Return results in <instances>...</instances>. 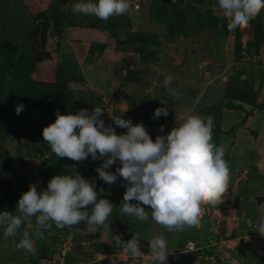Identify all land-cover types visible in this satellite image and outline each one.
Segmentation results:
<instances>
[{"label": "rangeland", "instance_id": "rangeland-1", "mask_svg": "<svg viewBox=\"0 0 264 264\" xmlns=\"http://www.w3.org/2000/svg\"><path fill=\"white\" fill-rule=\"evenodd\" d=\"M59 2H61V5L64 6V13H62V15L59 14V5H56L55 7H52L47 14H51L58 18L64 17L65 23L78 25L87 23L91 17H95L74 14L71 9L72 6L78 2V0H59ZM135 2L136 0H128V11L125 15H119V17L126 16L121 18L122 24L126 23L125 18H129L131 22H133L132 30L128 29L120 33L121 40L126 39L130 33L135 32L144 33L148 39V48H146V53H148L147 56H149L150 59L148 62H141L140 58L142 53L132 50V47L128 49V52H130L128 57L132 58L130 61H132L135 65L129 66V68H133V70L137 68L139 71L138 77L140 76L143 78L141 82L135 86L134 91L131 93L132 100L135 102H129L128 100L115 102L113 99V101L109 102V98H111V91L103 87L100 90L104 91H100L101 95L99 96V100H101V102H94V104L89 105V107L86 106V103L83 104V102H79L77 104L74 103L75 105L72 110L67 108L65 110L60 109V111L64 113H76L81 108L92 111L96 104H98L104 109V116L102 118L104 119L105 124L113 125L118 134H123L127 130L115 126L114 121L110 117V112L116 116H122L123 119H131L133 124L142 122L153 140L158 134H163L160 128L161 125H164V133L171 130L174 125L176 110L178 112L198 114L205 118H208L209 115L211 118H218V122H216V124L214 123V126L216 125L215 127H218V129L224 128L223 130L226 132L222 134L212 133V135L213 139L217 140V145L221 143L225 145L224 158L230 169L227 188L221 195L219 202L222 203V200H224V203L227 204V202L229 203L231 199L235 200L236 190H240V195H246V199L244 201L240 200L239 202L241 210L247 213L249 218H257L259 220V208L256 207V204L253 202L251 197H253V195L264 194V112L259 114L257 113V115L255 114V119L252 124L249 125L251 129H246L249 133L255 129L259 132L258 134H260V137L258 138V135L252 133V137L250 136V138H246L247 136L244 135L246 131H244V133L242 132L243 135L240 134V129H244L245 127V119L242 113L244 111L243 107L236 105V102L230 104L229 106V102H209V97L212 94L210 91L206 92V97H204L201 102H195V99L191 98L192 94L190 93L191 90H189L192 89L191 86L183 85L182 88H180V86H175L176 77L185 78V80L181 79L184 83H186L187 78L192 75L195 76L198 73L210 71V69L215 66V63L216 66H220V64L224 63L222 56L235 54V59L239 60L237 59L236 50V30L231 32L228 31L227 34H224L223 32L221 35L216 34L212 27H207L209 29L201 31L196 30L193 33L184 35L186 38H184L185 42H183L182 46L174 41V39H178V36L182 37L181 35L169 34L170 25L178 26L182 23L178 21L176 22V18L174 19L175 16L171 15L173 18L170 22L167 21V29L166 31H163V21L165 20L162 21L161 19H158L161 18L160 12L164 16L166 12L165 10H167L163 9V7L158 8V3L160 2L161 4L163 1L148 0V3H151L150 7L148 5V10H145L144 8L136 9L134 7ZM153 2L156 5L153 4ZM191 2L194 4V0H191ZM202 2H204L203 6L196 5L195 8L203 11L211 6L218 5V0H203ZM182 4V2L178 1L174 5L177 11ZM156 11L158 12L156 13ZM213 11L215 12V16L221 17V15H223L220 9L214 8ZM184 13L186 18L189 19L188 26L194 25L195 21H197L195 16L198 15V11L192 8H187ZM168 14L169 12L167 13V16ZM113 17H115V15ZM31 20L32 17L30 18V13L25 7H23L21 0H0V26L2 23H6L3 34L12 38L11 45L22 47L21 41L23 36L26 35L25 29L27 30L30 24H32L33 20ZM216 20L220 25H222V19L218 18ZM226 22L228 24V21ZM147 32L156 33L157 37L150 38L149 35H147ZM71 38H67L68 44L71 48L68 49V52L65 55H71L70 53L75 50H77V53L80 55L81 50L85 49L83 48L84 39L80 38L79 40L72 36ZM244 38L245 40L247 39V37L242 34V41ZM126 44L127 42L122 43L116 40V46L119 48L120 45ZM241 54L243 55V53ZM5 59L6 56L0 45V67L6 65ZM220 67L223 69L222 65ZM239 68L240 73L233 82H237L238 85L240 84L244 88L247 82V77L244 78L242 73L245 72L246 65L241 64ZM191 69H193V71ZM166 76L172 77L171 84L164 89L163 87H157L164 85V79ZM223 76L226 75L224 74ZM223 76L221 79H223ZM205 77L206 75L201 76L203 80ZM153 82L157 84L156 87ZM201 88L202 87L199 86V89ZM81 89H83V85H81V87H79V85L73 87L76 94L80 93ZM119 89V95L121 96L124 92L121 85L119 86ZM149 89L151 92L152 90H155L159 93L152 97L149 93H147V90ZM103 98H105V101ZM122 98L125 99V94H123ZM226 106L240 108L236 110L233 108L225 111L224 107ZM158 107H167L169 109V115L167 117L162 115L157 119H153V113ZM40 112L41 115H46L49 111L45 109L44 111L40 110ZM54 118H56V112L54 113ZM18 136V133L16 135H9L5 139H2L0 136V145H3L4 148L10 152L13 164L12 169L6 172L0 181L3 184L5 181L10 183V189L8 185L3 186L16 197V203L22 193L25 192L19 188V176L21 174L25 175L24 177L27 185L26 191L29 189L31 184H35L38 190H43L48 184L44 183L43 180L44 171H48L46 167V160L47 158L56 159L52 151L44 148L42 145L44 144V139L42 138L43 135L37 139H34L33 136ZM26 140L29 141V143L33 142V145L22 144V142H25ZM20 156L26 160L25 165L20 162ZM88 158L94 163V166H99L103 163V158L100 160H92L90 156ZM66 165H69V163L65 162L64 166L66 167ZM118 166L119 162L117 161L116 164L109 166L107 170L115 172ZM77 170L83 177H85L86 170L83 168ZM93 173H95V171H93ZM97 179L92 180L96 186V190L101 196H107V199L113 204V211L107 221L103 225L96 228L97 236L101 235L103 237H109L108 240L101 242L100 246H102L103 249L107 250L112 245L113 247H116L115 242L112 241L113 234L122 235L123 232L126 231H135L139 235L151 238L161 232H164L165 229L151 219L150 209H146V211L149 212V219L146 221H137L133 217L121 215L119 212V205L126 191L124 186L125 182L121 177L118 176L117 181L111 185L106 184L99 177H97ZM202 206H209V204H203ZM202 214L203 213L201 212V219L203 217ZM34 224L35 218L32 219L31 223L26 222L22 224L21 228L18 230L17 236L8 238H5L3 234L4 229L3 227H0V264H47L48 260L46 259L49 255L53 256L52 259L55 258L58 262L63 261V264H77L81 262H89L91 260L90 257H87L86 254L82 252V250H78V252L74 254V256H77L76 258L71 255L74 242L90 240L87 238L86 234L90 233L86 231V225L84 222H81L77 226H73L71 228L65 227L63 229L56 228L53 224V227L50 230H46L44 232L43 238H35V255L27 253L24 250H17L16 244L19 242L22 232L25 230L30 233L34 232ZM204 227L203 223L200 222L195 226H186L185 230L182 232H174V236L172 237L173 240L171 241L172 245H175V243H178L179 241H184L188 237L193 239L199 238L202 241L205 234L203 229ZM246 227L247 226L244 221H241L232 225L231 229L234 230V232H238L241 228H244L243 230H240V233L244 230L250 231ZM251 229L252 231H255L254 227Z\"/></svg>", "mask_w": 264, "mask_h": 264}, {"label": "clouds", "instance_id": "clouds-1", "mask_svg": "<svg viewBox=\"0 0 264 264\" xmlns=\"http://www.w3.org/2000/svg\"><path fill=\"white\" fill-rule=\"evenodd\" d=\"M136 2L140 3L136 9H141L142 0ZM218 6L231 32L247 28L264 10V0H218ZM128 9V0H78L71 10L77 15L107 21ZM171 82L172 77L166 76L164 87ZM23 108L22 103L18 104L16 114ZM162 115H169L167 107L156 108L153 119ZM103 116L104 109L98 105L92 111L81 108L76 113H61L57 109L55 121L43 128L42 135L58 158L74 162H83L89 156L92 160L103 158L96 168L99 178L109 185L118 176L125 182L126 191L119 205L121 215L146 221L149 219L146 209H150L156 224L168 232H182L186 226L199 222L203 204L219 201L227 188L230 169L224 158L225 145L212 140L211 117L176 110L171 130L164 133L161 125L163 134L153 140L142 122L133 124L131 119L110 112L115 126L127 130L118 134L113 125L105 124ZM117 161L116 171H108ZM99 195L95 184L73 165L69 174L54 175L43 190L31 184L20 196L15 212L0 211V227L5 238L15 237L22 224L31 223L34 217L35 231H23L16 248L35 255V238H43L53 224L63 229L84 222L89 233L103 225L113 211V204L107 198H98ZM259 212L258 222L250 227L264 237V204ZM112 241L133 257L140 253L137 235L125 241L121 235L113 234ZM148 247L152 261L168 264L172 251L163 232L151 237Z\"/></svg>", "mask_w": 264, "mask_h": 264}, {"label": "crops", "instance_id": "crops-1", "mask_svg": "<svg viewBox=\"0 0 264 264\" xmlns=\"http://www.w3.org/2000/svg\"><path fill=\"white\" fill-rule=\"evenodd\" d=\"M21 2L23 7L29 11L30 18L32 17L33 20L32 24L25 31L36 61L33 72L34 78L47 82L54 81L59 73L60 61L66 56L65 54L68 52V49L71 48L67 38H71V36L79 40L81 38L84 39L83 48L85 49L81 50L80 55L77 53V50L72 51L70 54L76 59L85 82L69 81L68 87L73 94H76L73 90L74 86L79 85L81 87L83 85L81 92L76 95L82 98L88 107L94 104V102H101L99 96L104 91L100 90L103 87L111 91L109 102L113 100L115 102L124 100L135 102L132 100L131 93L143 78L138 77L139 71L137 68L135 70L129 68V66H135L130 61L132 58L128 57L130 52L123 51L116 46L117 39L115 35L100 27H92L88 22V24L72 25L65 23L64 17L58 18L51 14L40 15L44 12L48 13L56 5H59L58 13L62 15L64 13V6L61 5L62 3L59 0H21ZM142 2L141 8L148 10L151 3H148V0H142ZM212 7L219 9L218 5ZM131 23L132 26L127 28L129 30L133 28V22ZM258 23H261L264 27V10L261 11L259 17L256 19V24ZM166 29L167 22L163 21V31H166ZM124 30L126 29L122 27L119 30V35ZM242 34L247 37L246 40L245 38L243 40V45L247 50H243L240 60L235 59V54L222 56L224 63L220 64V66L222 65L223 69L219 65L216 66L215 63V66L210 71L198 73L195 76L192 75L187 78L186 83L182 81L185 78L176 77L175 86H180V88L183 85L191 86L192 89L189 90H191V98L195 99V102H201L206 97V92L209 91L212 92L209 102H236L235 104L243 107L244 110L242 113L245 119V127L244 129H240V134L246 131L244 133L247 136L246 138L252 137V133L258 135L259 138L260 134H258V131L253 129L250 134L246 129H251L249 125L255 119V114L264 112V38L260 42V45L256 43L255 26L252 23L247 28L242 29ZM181 36H178V39H174V41L183 46V42H185L184 38L186 37ZM93 43L104 44V48L101 51L94 50L95 53H92L91 45ZM248 44L249 48H247ZM241 64L246 65V70L242 73L244 78L247 77L244 88L240 84L238 85L237 82H233L240 73L239 66ZM191 70L193 71V69ZM224 74L226 76H223ZM202 75H206L204 80L201 78ZM222 76L223 79H221ZM153 83L156 87L157 84ZM120 85L123 88L125 99L122 98L123 94L119 95L118 90H120ZM199 86L202 88L199 89ZM157 87L165 88L164 85ZM229 87H234L235 91L233 93L235 94H228ZM147 93L153 97L159 92L155 90L151 92L149 89ZM240 107L226 106L224 109L225 111L233 108L236 110ZM223 129L221 128V134L226 132ZM240 193V190H236L235 200L231 199L227 204L222 200V203L218 201L215 204H209V206H201L203 208V217L201 219L200 215L198 223L202 222L205 226L203 228L205 234L202 241L199 238L193 239L188 237L184 241H179L175 245H172L171 241L173 240L174 232L164 230L163 234L168 242L169 250L172 251L168 256V264H264V237L256 230L252 231L251 228L253 227H250V225L254 226L255 222H258V219L249 218L248 214L241 210L239 202L240 200L244 201L246 195H240ZM251 199L258 208L264 204L263 201V203L258 205L254 197H251ZM241 221H244L247 226L246 228L250 231L244 230L240 233V230L244 228H241L238 232H234L231 229L232 225ZM134 232L126 231L121 236L125 241L131 239L132 235H137L140 238V253L135 257L131 256L122 247H113L112 245L107 250L103 249L100 244L102 241L108 240L109 237L97 236L96 231L86 234L90 240L74 242L71 255L74 256L78 250H82L91 259L89 262L77 264H156V262L151 260V253L148 247L150 238ZM188 241L196 242L199 249L195 252H184ZM74 257L76 258L77 256Z\"/></svg>", "mask_w": 264, "mask_h": 264}, {"label": "trees", "instance_id": "trees-1", "mask_svg": "<svg viewBox=\"0 0 264 264\" xmlns=\"http://www.w3.org/2000/svg\"><path fill=\"white\" fill-rule=\"evenodd\" d=\"M161 1L163 2L161 4L160 2L158 3V8L163 7V9L167 10H165L166 12L164 16L159 11L161 18L158 19L170 22L173 16H175L174 19L176 18V22H182L181 25L178 26L170 25L169 34H178L184 36L188 33H193L196 30L201 31L204 29H209L207 27H212L218 35H221V33L223 32L224 34H227L229 31L226 22L227 19L222 18L223 15H221V17L215 16V12L213 11L214 8L212 6L203 11L195 8L196 5L203 6V0H194V4H192L191 0H189L184 4V6L182 5L181 7H179L178 11L174 7L177 1ZM153 4L155 3L153 2ZM187 8H192L198 11V15L195 16L198 22L195 21L194 25L191 26H188L189 19L186 18V15L184 13ZM157 12L158 11H156V13ZM168 12L169 14L167 16ZM40 15H47V13L44 12ZM122 17L126 16L119 17V15H115V17L112 16L107 21L91 17L88 23L92 25V27H100L101 29L109 31L116 36L117 41H120L122 43L127 42L126 45H120V48L122 50L128 51V49L132 47V50L142 53L140 58L141 62H148L150 60L149 56H147L148 53H146V48H148V39L146 35H144V33H130V35L126 37V39L121 40L119 30L122 27L123 29L128 30L127 28H129V26H132L131 20L129 18H125L127 24H122ZM215 17L216 19L220 18L223 20L222 25L217 22ZM258 17L259 15L250 23L255 26V37L257 39L256 43L260 45V42L264 38V27L261 23L256 24V19ZM5 25L6 23H2V25L0 26V45L3 53L6 56V65L0 67V136L2 139H5L9 135H16L18 133L19 136H33L34 139H37L42 136L43 128L55 121L56 118H54V113L57 109L65 110L67 108H70V110H72L73 106L75 105L74 103L77 104L79 102H83L82 98L73 94L71 89L68 87V82H85V78L83 76V73L81 72V69H79L78 67L76 59L72 55H66L62 59V61H60L59 73L54 81L47 82L34 78L33 72L36 61L34 58L33 50L29 45L27 35H24L22 38V47L13 46L11 45L12 38L10 36L7 37L3 34V31H5ZM147 35H149L150 38L157 37L156 33H148ZM102 48H104V44L93 43L91 45V52L95 53L94 50L101 51ZM247 48H249V44L247 45ZM244 49L245 47L242 41V29L238 28L236 29L237 59H241V53ZM233 91H235L234 87H229L228 94H235L233 93ZM21 103L24 105V108L23 111L19 115H17L15 109L17 105ZM84 103L85 102H83V104ZM230 104H232V102H229L228 106ZM45 109H47V111L49 112H47L46 115H41L40 110L44 111ZM209 117L211 116L209 115ZM212 119L214 120L215 124L216 122H218V118ZM215 126V134L221 133L222 130L218 129V127ZM212 140L215 144L217 143V140L213 139V135ZM22 144L33 145V142L29 143V141L26 140L25 142H22ZM42 145L44 146V148L51 150L50 146L45 141ZM55 157L56 159L47 158L46 160V167L48 171H44V183H48V181L54 175L68 174L69 169L73 165H75L77 169L83 168L84 170H86L85 177L91 182L92 180H96L97 177H99L98 173L96 172V168L98 166H94V163L89 158H87L83 162H74L72 160H68L67 158H58L56 155ZM11 158L12 157L10 152L7 151L3 145H0V180L6 172L12 169L13 164ZM19 160L23 165L26 164V160H24L22 156L19 157ZM65 162L69 163V165H66V167L64 166ZM93 171H95V173H93ZM24 176V174H21L19 176L20 179L18 185L20 189L26 191L27 185ZM3 185H8L9 189L11 188L8 181H5L4 184L0 181V211L7 210L15 212L17 207V203L15 202L16 197L12 195ZM100 197L105 196L99 195L98 198ZM105 198H107V196Z\"/></svg>", "mask_w": 264, "mask_h": 264}, {"label": "built area", "instance_id": "built-area-1", "mask_svg": "<svg viewBox=\"0 0 264 264\" xmlns=\"http://www.w3.org/2000/svg\"><path fill=\"white\" fill-rule=\"evenodd\" d=\"M134 7L135 8H140V3L139 2H136L134 4ZM199 249V247H197V243L196 242H193V241H188L185 245V248H184V252L186 253H190V252H195ZM64 255V254H63ZM53 256H48V258L46 260L47 261V264H63V261L62 262H58L55 258L52 259Z\"/></svg>", "mask_w": 264, "mask_h": 264}, {"label": "water", "instance_id": "water-1", "mask_svg": "<svg viewBox=\"0 0 264 264\" xmlns=\"http://www.w3.org/2000/svg\"><path fill=\"white\" fill-rule=\"evenodd\" d=\"M175 1L182 2L183 3L182 5H184L187 2V0H175ZM214 132H215V128H213V130H212V133H214ZM253 197H254V200L257 201L258 205H260L264 201V195H254ZM35 229H36V224H34V226H33L34 231H35Z\"/></svg>", "mask_w": 264, "mask_h": 264}]
</instances>
